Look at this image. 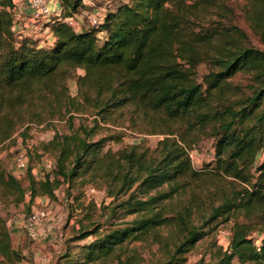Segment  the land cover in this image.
<instances>
[{
  "label": "trees",
  "instance_id": "16d2710c",
  "mask_svg": "<svg viewBox=\"0 0 264 264\" xmlns=\"http://www.w3.org/2000/svg\"><path fill=\"white\" fill-rule=\"evenodd\" d=\"M230 1L119 0L96 28L76 31L65 19L82 0H60L44 27L47 46L12 31L28 11L18 20L14 0H0V143L30 125L64 121L68 130L41 143L53 169L36 178L28 165L26 187L0 164V197L15 205L26 195L28 204L54 199L77 180L112 199L113 222L80 225L74 239H93L65 249L63 261L140 264L146 250L149 264H184L230 222L211 264H264V48L234 25ZM243 1L264 47V0ZM200 64L208 71L198 81ZM238 74L245 86L232 80ZM122 129L162 139L154 149L137 142L103 151ZM209 138L213 159L196 170L189 151ZM21 259L0 218V264Z\"/></svg>",
  "mask_w": 264,
  "mask_h": 264
},
{
  "label": "rangeland",
  "instance_id": "374dc122",
  "mask_svg": "<svg viewBox=\"0 0 264 264\" xmlns=\"http://www.w3.org/2000/svg\"><path fill=\"white\" fill-rule=\"evenodd\" d=\"M119 0H82L81 6L78 7L74 18L77 21L75 30L78 31L80 26L87 28L90 17H98L109 9H113L116 2ZM19 13V20L24 18L21 11H27V0H15ZM230 6L233 10V23L246 34L248 42L257 48L263 49L259 37L251 30L249 23L243 15L244 1L231 0ZM50 14L40 22L41 30L36 35L39 40L45 41L50 35L45 25L56 15L61 12L60 0H51ZM25 11V12H26ZM25 15V14H24ZM21 34H26L27 31H19ZM208 69L205 64H200L196 69V78L201 81L202 76L207 73ZM77 74H83L81 70ZM235 83H240L245 86L248 79L242 75H236L232 79ZM70 94H76L75 81H68ZM74 126L80 123V115H74ZM89 120L92 117L85 115ZM68 132L64 121H53L49 126L30 125V127L19 135L17 132L11 139L0 143V164L1 167L15 176L21 181V184L26 187V172L16 170L13 164V156L20 150H25L28 157V165L33 171V174L42 176L43 163L45 160L53 162L50 154L43 152L41 143L49 141L54 132ZM124 131L123 137L119 143L107 141L103 151H117L125 145H130L137 142L143 144L149 149H154L157 142L162 139L159 135H140L131 132L127 129ZM100 135L96 136L98 138ZM103 136V134H101ZM213 140L204 139L189 151L191 153L192 167L196 170H201L206 164L213 159ZM67 184H62L54 191L55 198L50 199L47 196H37L31 204H28V195L25 201L17 205L4 200L0 197V218L4 221L5 226L10 234L11 246L17 250L22 259L15 264H68L70 261H63L64 250L68 247L76 245H84L89 243L93 236H90L81 241H76L74 238L77 235V230L80 225L89 228L93 225L100 224L103 228L110 222H113L109 210L111 198L108 197L103 189L90 187L89 185H80L75 180L71 187ZM93 189L94 192H90ZM29 205V206H28ZM46 213L45 219L40 221L32 229L25 227V220L29 212ZM231 223L222 224L214 235L200 241L196 247L186 255L184 264H211V257L218 247L225 248L228 242L229 228ZM73 247V248H75ZM153 250V249H152ZM68 251V249H67ZM78 248L73 250L74 258L80 257ZM143 260L140 264H149L150 253L146 250L141 251ZM235 264L237 262L235 261Z\"/></svg>",
  "mask_w": 264,
  "mask_h": 264
},
{
  "label": "built area",
  "instance_id": "2783aa9c",
  "mask_svg": "<svg viewBox=\"0 0 264 264\" xmlns=\"http://www.w3.org/2000/svg\"><path fill=\"white\" fill-rule=\"evenodd\" d=\"M15 2V0H14ZM50 2L51 0H27V10H28V19L25 22V24L21 27H17V25H13L12 31L15 33H19V31L25 30L27 33L25 35L29 36L32 39H37L36 35L41 30L40 22L42 19L47 18L50 14ZM16 4V2H15ZM17 6V4H16ZM17 11V10H16ZM19 13V12H18ZM19 20V18H17ZM24 18H22L23 20ZM21 20V19H20ZM65 21L72 27L75 28L77 21L74 18V15L68 17L65 19ZM89 25L90 27L96 28L98 24L100 23L99 17H90L89 18ZM24 23V22H23ZM50 39V37H49ZM53 42V39L40 41L41 45H51ZM189 156L191 157V153H189ZM13 164L16 170L20 172H26L28 168V157L25 150H20L16 152L13 156ZM53 169V162L50 160H45L43 163V174H50ZM31 173L36 178L39 177L36 173L33 174V171L31 169ZM90 192H94L93 189H90ZM46 213L44 211L40 212H31L26 220H25V227L27 229H32L35 227L36 224H38L40 221L45 219Z\"/></svg>",
  "mask_w": 264,
  "mask_h": 264
},
{
  "label": "crops",
  "instance_id": "0c3cea01",
  "mask_svg": "<svg viewBox=\"0 0 264 264\" xmlns=\"http://www.w3.org/2000/svg\"><path fill=\"white\" fill-rule=\"evenodd\" d=\"M26 11V10H25ZM24 10L23 11H21V14L23 13V15L22 16H25L26 14L25 13H27V11L25 12ZM20 12V11H19ZM25 14V15H24ZM85 28H87V27H85V26H80V28L78 29V31H80V30H82V29H85ZM49 37H50V35L45 39V40H48L49 39Z\"/></svg>",
  "mask_w": 264,
  "mask_h": 264
}]
</instances>
